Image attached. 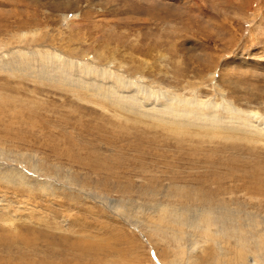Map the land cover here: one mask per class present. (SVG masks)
Listing matches in <instances>:
<instances>
[{
  "label": "rangeland",
  "instance_id": "obj_1",
  "mask_svg": "<svg viewBox=\"0 0 264 264\" xmlns=\"http://www.w3.org/2000/svg\"><path fill=\"white\" fill-rule=\"evenodd\" d=\"M0 264H264V0H0Z\"/></svg>",
  "mask_w": 264,
  "mask_h": 264
},
{
  "label": "bare ground",
  "instance_id": "obj_2",
  "mask_svg": "<svg viewBox=\"0 0 264 264\" xmlns=\"http://www.w3.org/2000/svg\"><path fill=\"white\" fill-rule=\"evenodd\" d=\"M49 56V55H48ZM5 63V62H4ZM11 66V65H10ZM83 67V66H82ZM75 69V68H74ZM98 76V75H97ZM101 76V75H100ZM105 78V77H104ZM117 79H119V78H117ZM111 87V86H110ZM108 88V87H107ZM111 90H114V89H111ZM116 93V92H115ZM122 95V94H121ZM102 96V95H101ZM122 99V98H121ZM172 99H173V97H172ZM185 99V98H184ZM167 100H165V102H166ZM175 101V100H174ZM115 103V102H114ZM165 104V103H164ZM173 104V103H172ZM180 104H181V102H180ZM190 104V103H189ZM135 105V104H134ZM184 105V104H183ZM194 105H196V104H194ZM161 106V105H160ZM175 106H176V104H175ZM227 106V105H226ZM183 107V106H182ZM163 108V107H162ZM166 108V107H165ZM171 107L169 106V109H170ZM175 108H171V110H174ZM182 109V108H181ZM165 110V109H164ZM167 110H168V107H167ZM176 111H178V112H180V109H177ZM183 112H184V110H182ZM186 111V110H185ZM148 112V111H147ZM186 112H188V111H186ZM160 114V113H159ZM196 114H198V113H196ZM207 114V113H206ZM206 114H204V115H206ZM178 115V114H177ZM183 115V114H182ZM185 115V114H184ZM191 115V114H190ZM203 115V114H202ZM160 116V115H159ZM203 117V116H202ZM209 117V116H208ZM201 118V117H200ZM162 119V118H161ZM160 120V119H159ZM213 122V121H212ZM164 127V126H163ZM215 127V126H214ZM215 129V128H214ZM11 173V172H10ZM16 173V172H15ZM9 177H10V175H9ZM6 178H7V175H6ZM11 223V222H10ZM11 227V226H10ZM8 229H9V227H8ZM8 232V231H7ZM91 241V240H90ZM80 242V241H79ZM79 244H81V243H79ZM79 246V245H78ZM82 246V245H81ZM78 248V247H77ZM80 248H83V249H85V248H89V247H87V246H83V247H80ZM82 250V249H81ZM83 251H85V250H83ZM88 251V250H87ZM91 251V250H90ZM97 251V250H96ZM81 253H82V251H81ZM84 254V253H83Z\"/></svg>",
  "mask_w": 264,
  "mask_h": 264
}]
</instances>
